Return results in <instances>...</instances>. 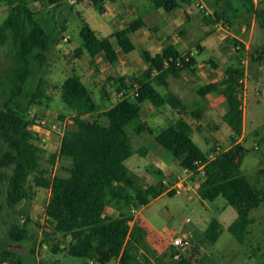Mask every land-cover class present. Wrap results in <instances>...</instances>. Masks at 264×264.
<instances>
[{
	"label": "trees",
	"instance_id": "1",
	"mask_svg": "<svg viewBox=\"0 0 264 264\" xmlns=\"http://www.w3.org/2000/svg\"><path fill=\"white\" fill-rule=\"evenodd\" d=\"M0 1L10 9L0 25V44H6L11 37L10 50L15 57V63L6 71V78L0 79V93L5 94L4 87L9 88L7 100L0 108V185L6 203L15 208L27 199L32 179L35 186L51 190L46 208L47 219L54 235L69 238L68 256L88 261L95 257L99 264H108L113 260H117L118 264H155L153 256L141 250L138 240L140 228L136 226L132 230L129 222L133 219L132 209L147 205L161 195L165 187L162 184L163 188L149 185L144 190L138 189V182L126 164L135 152L126 126L141 118V104L146 100L156 107L170 105L181 114L189 113L175 94H162L156 84L167 88L166 78L169 75L178 78L184 70H194V57L187 54L189 59L186 60L174 45L167 46L155 56L145 52L151 69L159 72L157 77L147 82L134 80L140 85L138 96L124 98L100 113L91 90L82 78L77 74L69 76L61 85L59 94L75 112V126L65 131L59 153L51 154L50 162L54 165L60 158L68 160L70 165L66 168L68 175L53 179L49 167L43 164L46 150L36 143V136L31 130L35 123L31 108L34 105L48 106L52 100L47 91V81L38 73L60 41L59 30L41 22L29 0ZM37 1L56 7L67 0ZM91 1L103 12L104 0ZM150 1L156 8L172 12L192 0ZM206 1L215 10L211 16L203 13L210 24L222 21L233 25L240 11L244 10L250 17H255L264 29V8L256 7L255 0ZM143 25L140 19H136L111 36L100 37L83 21L80 30L82 45L75 54L81 57L87 52L92 58L103 54L109 62L115 63L118 61L116 45L125 53L133 51L135 45L130 35ZM246 25L249 27L248 23ZM233 41L238 46L237 39L233 38ZM235 51L240 60V51ZM177 61L182 66H178ZM244 74L241 63L230 66L220 84L204 85L198 90L202 96L215 91L226 98L228 110L223 120L233 131L230 138L232 147L228 150L209 160V155L191 137V125L184 119L156 136L158 143L183 168L194 169V163L199 159L208 161L198 195L208 201L222 196L228 205L236 209L237 218L228 226V231L241 244L245 242L248 227L254 221L251 211L264 202V189L252 184L242 171V164L249 153L248 148L238 142L244 134L243 84L240 83ZM199 113L200 109L190 114L197 117ZM61 119H64L63 115ZM145 130L149 128L140 124L136 131L141 133ZM138 152L144 155L141 150ZM168 194L174 195L172 192ZM109 206L119 213L107 214ZM222 231L220 220L213 218L205 229V235L216 243ZM37 238L28 222L21 224L18 219L11 221L8 235L0 227V264H46L37 261L34 248L22 251L11 246L22 245L26 249L25 243L34 240L35 245ZM61 250L59 244L52 248L53 253ZM166 253L174 260L173 248ZM174 261L173 264H193L187 256Z\"/></svg>",
	"mask_w": 264,
	"mask_h": 264
},
{
	"label": "rangeland",
	"instance_id": "2",
	"mask_svg": "<svg viewBox=\"0 0 264 264\" xmlns=\"http://www.w3.org/2000/svg\"><path fill=\"white\" fill-rule=\"evenodd\" d=\"M29 1L36 17L41 22L59 30V45L62 50L65 51L81 45L80 30L82 22L78 16L80 12L78 11L80 9L79 2L74 1V3H71L67 1L53 7L43 1ZM200 1L207 6L211 13L207 14L206 12L208 11L206 9L199 7L198 3ZM133 2L140 10L151 4L149 0H133ZM188 3V5H184L190 9L191 15L193 14L187 23L189 27L194 28V31H198L199 34H203L205 30H208L209 33H214L218 30L215 24L207 23L202 18V10L207 16L215 13L214 8L209 5L208 1L192 0ZM255 4L258 8H264V0H255ZM0 5L1 25L7 18L9 10L3 6L4 4L1 1ZM88 7L93 10L92 15L95 17L103 16V12L94 9L91 3L88 4ZM115 19L119 20L117 16ZM246 23L249 24V27H247ZM230 27L231 33H236L244 39V41H240V39L236 38L239 42L241 55L248 57L247 76H245L246 80L242 89L245 105V128L242 143L248 148L249 153L242 164V171L248 176L252 184L264 189V29L255 17H250L244 10L240 11V16ZM223 32V30L219 32L220 37L223 38L220 46L225 55L232 54L236 47L233 37ZM64 34H69L72 40L70 42L63 41ZM11 42L10 37L6 44H0V79L6 78V71L15 63V57L10 50ZM136 52L134 51L131 54L134 55ZM73 53L74 51H70L66 55L63 54L59 50L58 45L49 53L47 64L39 71L38 76H43L47 81L48 94L51 97L54 96V98L49 110L46 105H34L31 108V113L35 115V119L44 118L50 122L60 123L61 120L57 118L58 113L65 114L63 115L64 120L68 119L65 130L74 128L75 117L66 116L71 114L72 108L62 100L60 95H57L60 85L63 79L73 74L71 67H74L75 71L78 70L80 74H85V76H87L88 70H94V66L91 65L88 57L76 59ZM207 58L215 59L213 54ZM258 59L262 60L258 62L256 61ZM241 65L244 66L243 64ZM93 74L91 79H87V84L92 89L93 97L99 108L111 106L109 102L102 104L103 102L100 99L101 92L96 89L95 82L92 83V80L99 79L101 76L98 72ZM4 90L5 94L0 93V108L7 100L9 88L6 86ZM103 120L106 121L105 118ZM139 123L140 119H137L126 126V132L129 134L135 150L134 155L127 161V165L137 182L141 183L137 186L138 189L148 185L147 181L149 180L146 181L144 179L145 176L147 178L152 176L155 185L158 187L163 180H171L174 170L184 175L179 162L158 143L151 132H145L140 135L135 133ZM169 124H165L164 127ZM192 135L200 148L205 152L208 151L210 145L206 143L205 138L209 136V132L200 133L194 130ZM226 142L221 144L222 149L227 147ZM142 147L148 149L149 154L147 156L137 152ZM50 155V151H46L43 164L49 167L52 178L68 175L66 168L70 165L69 161L60 159L53 165L50 162ZM196 177L199 176L196 175ZM171 181H174V179ZM0 188V227L3 233L8 235L11 221L18 219L21 224L28 222L31 231L38 236L35 245L34 240L25 243L26 249L21 245L23 247L22 251L34 248L37 261L46 264H99L95 257L90 262L87 259L68 256L69 238H64L60 234H53V229L46 215L47 204L51 198L49 197V190L35 186L32 179H30V194L28 198L15 208H11L6 203L1 185ZM136 210L137 212L141 210V213L139 216L137 213L133 215L135 222L131 229L134 230L136 226L140 228L138 240L141 250L153 256L155 264H173L175 262L167 253L163 252L164 249L170 252L172 248L162 238L161 234L165 232L173 234L182 231L190 233L192 249L186 256L192 260L193 264L264 263V202L260 207L251 211L254 221L248 227L246 240L243 244L239 243L228 231V226L237 217V211L228 205L226 199L222 196L215 201H208L202 200L198 195L188 192H184L180 196L164 194L147 206L136 207ZM213 218H218L223 222V231L216 243H212L205 235V229ZM56 244H59L62 250L58 253H53L52 248ZM108 264H118V261L113 260Z\"/></svg>",
	"mask_w": 264,
	"mask_h": 264
},
{
	"label": "crops",
	"instance_id": "3",
	"mask_svg": "<svg viewBox=\"0 0 264 264\" xmlns=\"http://www.w3.org/2000/svg\"><path fill=\"white\" fill-rule=\"evenodd\" d=\"M67 1H70L71 3H74V1L79 2L78 5H80V9H78V11H80V15L78 14V16L81 19V22L83 23V21H85L86 23H88L100 37H109L117 30L127 27L136 19H140L144 24L141 28L131 33L130 35L131 40L135 45L133 51L125 53L119 48L118 45H116L118 61H116L115 63L109 62L103 54H99L96 57L92 58L87 52H84L81 57H77L75 54L76 49L81 47L82 43L78 47L69 48L64 51L61 49L59 41L58 48L63 54L66 55V53L74 51L73 55L76 57V59L88 57L91 65L94 66V70L87 71L86 75L88 77L85 76V74H80L78 70L75 71L74 67H71L72 73L77 74L82 78L84 83L91 90L92 95L94 93L90 86L87 84V79H91V77L94 75V72L100 73L101 78L92 80V83L95 82L94 84L96 86V89L100 90L101 92L100 99L103 102L102 104H105L104 102H109L111 106L102 105L105 106V108H99V113L108 110L109 108L117 104L120 100L124 99L123 97H121V92H125L128 97L134 99V96H132V89L130 88V81L132 79L147 82L149 80H154V78L157 77L159 72H154V69H151L150 64L145 58V52H147L151 56H155L161 53L162 50L167 46L174 45L179 51L183 53V55L191 54L194 57V70L186 69L178 78L169 75L166 78L169 84L167 88L158 84H156V87L159 91L161 90L160 92L162 94H166L168 92H172L173 94H175L183 102V105L189 113L181 114L177 109H173L170 105L156 107L150 101L146 100L141 104L140 123L135 129V133L140 135L145 132H151L152 135L156 138V136L161 131L174 125L180 119H184L191 125V137L193 138V140L194 137L192 134L194 130L200 133H203L204 131L209 132V136L205 138L206 143L210 145L208 151H204L206 154H212L216 150L217 146L222 147L221 144L226 141L227 147L223 150L226 151L230 147H232L230 138L233 135V131L223 120V115L228 110V103L226 98L222 94L215 91L204 96H202L198 91L199 88L204 85L220 84L225 76L228 67L236 66L239 63L242 64V58L240 60L238 59L235 50L234 52H232V54L225 55L223 53L222 47L220 46L223 42V38L220 37L219 34L221 30L218 29L214 33H209L208 30H205L203 34H199L198 31H194V28L189 27L187 23L193 15H191L190 9L186 6L189 3H183L178 9L172 12H167L163 8H156L150 0L149 1L151 2V4L147 6L144 5L145 7H143V10H140V8L133 2V0H104L102 2L103 16L95 17L94 15H92L93 10L88 7V4L91 3L94 9L99 10V8L98 6L93 4L91 0ZM7 9L10 13V9L8 7ZM203 13L204 12H202V14ZM116 16L119 20H114ZM202 18L205 20L204 16H202ZM227 35H231V37L233 38L244 41V39L236 33ZM62 40L65 42H70L72 39L69 34H64ZM113 41L115 40L113 39ZM134 51L137 52L136 54L132 55L131 53ZM212 54L214 55L215 59L207 58ZM67 78L63 79L61 85ZM57 95H60L59 92ZM53 98L54 96L52 97V100ZM51 102L47 106L48 110ZM198 109L201 110V113H199L197 117L190 114L191 112ZM70 113V115L66 116H76L73 110ZM62 115L65 114L59 112L57 115V118H59L61 121L64 120L61 119ZM167 123L170 124L167 127H164ZM140 124H145L149 128V130L138 133L136 130ZM45 135L47 137V141L42 145V147L46 151H50L51 154L59 153L63 135L52 132H45ZM243 136L238 140V142H242ZM140 150L141 152H143L144 156H147L149 154L148 149L145 147L138 149V151ZM58 160H60V158L57 159V162ZM181 168L183 169L184 175H182L181 173L179 174V171L174 170L173 176H171V180H175L177 176H185L184 168L182 166ZM130 172L132 171L130 170ZM144 179H146V181L149 180L147 181L148 185H144V187H141L139 190H144L149 185H155L154 178L152 176L150 178H147L145 176ZM202 179L203 178L201 177H196V175L190 176L188 178V182L184 189V192L198 195V187ZM140 184L141 183H138L137 186H139ZM162 184L163 182H161V185L158 187L163 188ZM47 190H49V197H51V190ZM164 194H168L166 192V189L158 197ZM106 213L109 215H117L119 212L114 207L109 206L106 209ZM140 213L141 210L137 212V215L139 216ZM220 222L223 225V222L221 220ZM180 233H185L187 235L190 234L184 231ZM180 233L172 234L171 232H165L162 233L161 236L172 248V246L170 245V238L173 235H177ZM163 252L165 253L166 249H164Z\"/></svg>",
	"mask_w": 264,
	"mask_h": 264
},
{
	"label": "built area",
	"instance_id": "4",
	"mask_svg": "<svg viewBox=\"0 0 264 264\" xmlns=\"http://www.w3.org/2000/svg\"><path fill=\"white\" fill-rule=\"evenodd\" d=\"M200 8L206 9L209 13H211L208 9L207 6L200 1L198 3ZM215 26L218 27L219 30H223L225 33L227 34H231V27L230 25L222 22V21H218L215 23ZM236 50H239L240 47L239 45L235 47ZM185 59L188 60L189 57L187 55H184ZM242 64L244 65V73L247 74V70H248V57L247 56H242ZM167 65H169L167 63ZM177 65L178 66H182V63L180 61H177ZM154 72H158L156 69H154ZM240 79V83H245V75ZM130 88L132 89V96L136 97L139 95V88L140 85L138 83H136L134 80L130 83ZM121 97L123 98H127L128 95L125 94V92H121ZM72 122V121H69ZM68 124V119H65L63 121H61L60 123L58 122H50L47 119L44 118H39V119H35V123L31 126V130L34 132L35 136H36V143L39 144L40 146H42L46 141H47V137L45 135V132H52V133H58L60 135H64L65 133V128L66 125ZM224 152V150L222 149L221 146H217L216 150L209 155V160L214 159L219 153ZM208 161H204L202 159H199L197 161H195L194 163V169H188V168H184L185 171V176L181 177V176H177L176 179L174 181H169L167 180H163V185L165 186L166 192L170 193L172 192L175 196H180L184 193V189L187 185L188 182V178L192 175H198L201 178H204L206 176V165H207ZM132 215H136L135 213H137L136 209H132L131 210ZM189 220V219H188ZM135 218L132 219L129 224L130 227L134 224ZM170 245L173 248V259L174 260H179L182 257L186 256L190 250L192 249V242H191V238L189 235L185 234V233H180L177 235H173L170 238Z\"/></svg>",
	"mask_w": 264,
	"mask_h": 264
},
{
	"label": "water",
	"instance_id": "5",
	"mask_svg": "<svg viewBox=\"0 0 264 264\" xmlns=\"http://www.w3.org/2000/svg\"><path fill=\"white\" fill-rule=\"evenodd\" d=\"M13 248H17V249H23V247L21 245H11Z\"/></svg>",
	"mask_w": 264,
	"mask_h": 264
}]
</instances>
